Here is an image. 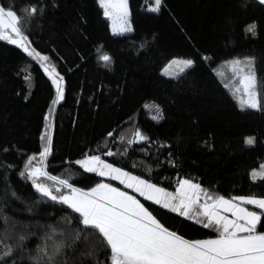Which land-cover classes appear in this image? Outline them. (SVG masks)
I'll return each instance as SVG.
<instances>
[{
  "label": "trees",
  "instance_id": "trees-1",
  "mask_svg": "<svg viewBox=\"0 0 264 264\" xmlns=\"http://www.w3.org/2000/svg\"><path fill=\"white\" fill-rule=\"evenodd\" d=\"M150 4L128 0L132 31L114 34L98 0H0L21 15L33 5L41 10L28 19L24 34L49 57L46 62L63 77L65 89L64 100L53 107L55 89L42 66L0 40V241L15 249L7 264H32L29 257L48 237L50 248L63 245L57 264H107L98 235L78 223L79 214L41 197L27 178L25 166L43 150L46 130L48 173L84 190L108 179L76 161L100 155L168 190L188 178L227 198L264 194V181L251 179L264 165V110H241L216 72L229 60L251 57L264 86V5L163 0L154 13ZM253 23L255 33L247 31ZM105 54L111 57L107 65L100 59ZM174 58L195 63L170 77L162 69ZM260 91L264 103V87ZM153 102L163 112L159 121L152 119L154 109L144 107ZM137 129L149 140L129 145ZM249 136L256 138L254 145L244 143ZM108 151L117 154L107 156ZM142 201L188 239L216 235L195 220Z\"/></svg>",
  "mask_w": 264,
  "mask_h": 264
},
{
  "label": "snow or ice",
  "instance_id": "snow-or-ice-1",
  "mask_svg": "<svg viewBox=\"0 0 264 264\" xmlns=\"http://www.w3.org/2000/svg\"><path fill=\"white\" fill-rule=\"evenodd\" d=\"M258 2L264 5V0ZM99 3L104 9L105 17L112 20L114 34L132 31L128 20L130 15L128 0H99ZM152 3L154 6L149 11L158 13L163 0H152ZM40 11L33 5L24 9L27 15H21L12 7L0 5V40L18 45L29 57L39 59L43 64V71L48 74L55 86L56 95L52 102L55 107L65 98L63 77L58 72L50 71L49 65L44 63L49 57L41 56L32 49L30 41L24 34L28 19ZM255 28L254 23L250 24L247 31L255 33ZM100 59L106 65L111 62V57L107 54ZM194 63L192 59L174 58L163 69V73L176 77L193 67ZM227 63L232 66L238 78V86L233 88L232 95L239 108L264 110L260 91L264 86L257 78L254 59L237 58ZM225 87L229 85L226 84ZM144 107L155 110L152 119L156 121L163 119L159 105L153 102ZM51 116L50 110L49 119ZM112 135V132L108 133L109 137ZM134 137V140L128 141L129 145L149 140V137L139 129L135 131ZM41 139L45 140V146L40 153L43 160L51 153V137L47 130ZM244 143L254 145L256 138L246 137ZM116 154L112 151L106 153L107 156ZM35 159L36 156H32L25 166L27 178L32 181L35 190L41 197L66 205L74 213L79 214L78 223L83 225L84 229H91L94 235H98L102 248L106 250L107 264H264V230H260L264 228L262 223L264 194L226 198L211 193L200 183L188 178L178 180L174 192L168 191L150 180L107 163L100 155H85L76 163L86 172L119 181L124 188L101 180L94 187L84 190L75 187L67 179L49 175L42 168L31 167ZM20 175L24 176L25 172H21ZM41 177L54 181L57 185L55 190L48 184L39 182ZM251 179L264 181V165H261L259 171L251 173ZM136 194L146 201L212 229L216 233L215 237L193 240L171 230L153 215ZM12 195L16 194L13 192ZM247 206H254L255 210H250ZM25 239V236L19 237L20 247H23ZM50 239L51 237H48L42 245H38L35 255L29 257L32 264H57L58 257L62 256L63 245L54 244L50 248L48 245ZM75 239L79 240L80 236L77 235ZM14 251L11 245H4L3 241H0V264H7ZM87 256L94 258L95 252L89 251ZM12 264H15L14 260ZM96 264H105V261H96Z\"/></svg>",
  "mask_w": 264,
  "mask_h": 264
},
{
  "label": "rangeland",
  "instance_id": "rangeland-1",
  "mask_svg": "<svg viewBox=\"0 0 264 264\" xmlns=\"http://www.w3.org/2000/svg\"><path fill=\"white\" fill-rule=\"evenodd\" d=\"M99 1V0H98ZM154 5H153V3L152 4H150V5H148V9H150L151 7H153ZM128 9H129V5H128ZM104 10V9H103ZM129 13H130V10H129ZM108 18V17H107ZM109 19V22H110V26H111V28H112V20L110 19V18H108ZM128 20H129V17H128ZM129 23H130V20H129ZM130 26H131V24H130ZM6 41V40H5ZM8 42V41H7ZM10 43V42H9ZM14 45V44H13ZM15 46H17V47H19L18 45H15ZM30 47L32 48V49H34L31 45H30ZM20 48V47H19ZM21 49V48H20ZM38 52V51H37ZM40 55L41 56H45L44 54H42V53H40ZM34 58V57H33ZM35 60H37V62L42 66V68H43V64L39 61V59H36V58H34ZM182 59H186V58H182ZM244 59V58H243ZM243 59H241V60H243ZM232 60H234V59H232ZM232 60H229V61H232ZM171 61V60H170ZM169 61V62H170ZM169 62H167L166 64H165V66L163 67V69L168 65V63ZM228 62V61H227ZM227 62H225V63H223L222 65H220V67L218 68V69H216V72H217V74H219L220 75V73H223V75H221L222 76V78H224V82L227 84V85H229V90H230V92H231V94H232V90H233V88L235 87V86H238V78L236 77V75H235V73L233 72V70H232V66L229 64V63H227ZM44 63H47V62H44ZM48 64V63H47ZM49 65V69H50V71H53L54 73H57V71L50 65V64H48ZM163 69H162V71H163ZM176 71H178V69H176ZM46 75L48 76V74L46 73ZM60 75V74H59ZM61 76V75H60ZM49 77V76H48ZM170 77H172V76H170ZM225 78H226V80H225ZM49 79L51 80V78L49 77ZM51 82H52V80H51ZM53 84V83H52ZM63 84H64V79H63ZM54 86V85H53ZM54 89H55V86H54ZM236 100V99H235ZM238 103V102H237ZM45 146V145H44ZM44 148V147H43ZM43 151V150H42ZM41 151V152H42ZM41 152H39V153H36V154H34L33 156H36V159L35 160H33L32 161V164H31V167H35V168H42L43 170H45L47 173H48V171H47V169L45 168V163H44V160L46 159H41V157H40V153ZM104 160V159H103ZM107 162V161H106ZM108 163V162H107ZM116 167H118V166H116ZM125 170V169H124ZM127 171V170H126ZM49 174V173H48ZM50 175V174H49ZM134 175V174H133ZM106 179H108V181H105V182H107V183H111V184H113L114 186H116V187H120V188H124V186L123 185H121L120 183H119V181H114V180H111L110 178H106ZM32 182V181H31ZM39 182H42V183H45V184H48L50 187H53V189L55 190V187H57V185L55 184V182L54 181H51V180H48L47 178H45V177H41L40 178V181ZM153 183V182H152ZM155 184V183H154ZM159 186V185H158ZM168 190V189H167ZM176 190V189H175ZM175 190H168V191H175ZM128 191H132V190H128ZM135 194V193H134ZM137 195V198L138 199H140L141 200V202L143 203V201H142V199H144L143 197H140L138 194H136ZM227 198V197H226ZM247 207H249V206H247ZM251 207V206H250ZM249 207V209L250 210H254V209H252V208H250Z\"/></svg>",
  "mask_w": 264,
  "mask_h": 264
},
{
  "label": "crops",
  "instance_id": "crops-1",
  "mask_svg": "<svg viewBox=\"0 0 264 264\" xmlns=\"http://www.w3.org/2000/svg\"><path fill=\"white\" fill-rule=\"evenodd\" d=\"M112 29V28H111ZM119 33V32H118Z\"/></svg>",
  "mask_w": 264,
  "mask_h": 264
}]
</instances>
